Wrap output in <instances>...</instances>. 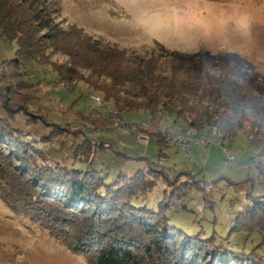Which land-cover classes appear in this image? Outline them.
<instances>
[{
    "label": "trees",
    "instance_id": "1",
    "mask_svg": "<svg viewBox=\"0 0 264 264\" xmlns=\"http://www.w3.org/2000/svg\"><path fill=\"white\" fill-rule=\"evenodd\" d=\"M59 14L55 0H0V36L16 43L14 56L0 64V197L89 264H264L256 249L230 251L216 244L215 235L190 236L169 224L167 212L177 200L192 188L206 191L205 181L191 170L178 169L171 176L161 160L146 158L147 170L122 173L108 183L99 170L53 161L14 126L16 116L24 113L28 122L41 120L54 128L41 141L48 143L64 133L62 125L48 122L45 113L29 105L39 82L31 81L28 69L38 64L51 68L69 87L83 82L103 93L118 112L146 109L155 117L170 107L191 132L216 131L222 141L243 130L249 146L258 151V170L264 178V90L257 93L232 63L204 60L197 67L177 56L129 53L74 24L64 26ZM55 55L65 59L54 60ZM155 134L163 160L166 135ZM93 145L85 138L73 156L90 161L98 150ZM154 176L172 187L171 193L157 210L132 205L154 189ZM247 200L227 239L234 232L258 233L261 247L264 192L248 193Z\"/></svg>",
    "mask_w": 264,
    "mask_h": 264
},
{
    "label": "rangeland",
    "instance_id": "2",
    "mask_svg": "<svg viewBox=\"0 0 264 264\" xmlns=\"http://www.w3.org/2000/svg\"><path fill=\"white\" fill-rule=\"evenodd\" d=\"M55 1L64 26L74 24L129 53L163 59L177 56L197 67L204 60L213 65L232 63L241 75L249 78L257 93L264 90V0ZM15 50V42L0 36V64L13 57ZM53 59L65 57L55 55ZM28 72L32 82H39L30 107L42 111L48 122L58 123L65 130L45 143L42 137L54 129L47 122H28V116L20 113L14 126L22 129L28 140L40 145L53 161L99 170L108 177V183L122 173L132 175L139 169L147 170L150 164L146 158L161 160L171 176L178 169L191 170L205 181L206 191L192 188L187 196L177 200L167 212L169 224L190 236L215 235L216 244L230 251L250 253L256 249L264 259V245L259 246L262 237L258 233L234 232L227 239L237 211L248 202L247 194L264 192L258 151L249 146L243 130L232 140L224 141L216 131H195V139L184 147L174 137L191 130L170 107L160 109L155 117L146 109L118 112L112 100H106L103 93L83 82L69 87L59 82L51 68L38 64L30 65ZM94 96H100L101 101ZM157 131L166 135L162 148L167 158L163 160ZM85 138H91L98 148L90 161L73 156ZM154 178V189L134 199L132 205L159 208L173 188L162 178ZM212 180L218 181L211 183ZM0 264L89 263L0 197Z\"/></svg>",
    "mask_w": 264,
    "mask_h": 264
},
{
    "label": "built area",
    "instance_id": "3",
    "mask_svg": "<svg viewBox=\"0 0 264 264\" xmlns=\"http://www.w3.org/2000/svg\"><path fill=\"white\" fill-rule=\"evenodd\" d=\"M94 99L96 101H101L100 96H94ZM174 139H179L181 141L182 146L185 147L188 145L189 141L195 139V136H194L193 132H189V134H183L182 133V136L181 135H179L178 137L175 136ZM174 139H172L171 141H173ZM228 157H229V161L233 163L234 158L230 152H228Z\"/></svg>",
    "mask_w": 264,
    "mask_h": 264
},
{
    "label": "crops",
    "instance_id": "4",
    "mask_svg": "<svg viewBox=\"0 0 264 264\" xmlns=\"http://www.w3.org/2000/svg\"><path fill=\"white\" fill-rule=\"evenodd\" d=\"M84 170H88V169H84Z\"/></svg>",
    "mask_w": 264,
    "mask_h": 264
}]
</instances>
